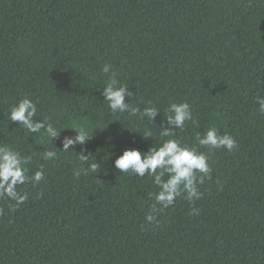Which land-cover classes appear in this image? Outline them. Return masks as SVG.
I'll list each match as a JSON object with an SVG mask.
<instances>
[{"label":"trees","instance_id":"obj_1","mask_svg":"<svg viewBox=\"0 0 264 264\" xmlns=\"http://www.w3.org/2000/svg\"><path fill=\"white\" fill-rule=\"evenodd\" d=\"M106 63L136 94L133 106L160 110L152 138H142L149 129L140 116L110 112L101 94ZM257 94L264 0H0V144L31 157L29 175L44 171L39 184L18 186L29 198L16 211L0 199V264H264ZM24 96L36 102L37 119L91 134L88 163L74 153L81 145L63 152L59 139L9 121ZM182 101L196 123L177 136L209 156L211 174L200 199L182 194L150 224L152 178L119 172L113 161L126 147L146 151L167 139L158 127L168 105ZM212 125L238 148L197 145ZM48 150L56 157L43 159ZM93 162L97 173L74 175Z\"/></svg>","mask_w":264,"mask_h":264},{"label":"clouds","instance_id":"obj_2","mask_svg":"<svg viewBox=\"0 0 264 264\" xmlns=\"http://www.w3.org/2000/svg\"><path fill=\"white\" fill-rule=\"evenodd\" d=\"M102 72L107 74V79L101 94L103 100L107 102L110 112L113 115L128 113L140 116L144 121L145 128L149 129L141 135L142 138H152L153 133L150 129L152 125H155V118L160 110L151 105V102L142 111L133 106L137 99L136 94L129 89L128 85L118 79V73L111 70V65L106 63ZM134 96L135 100L132 99ZM126 98L128 99L126 100ZM255 102L258 105V111L264 114V95L257 94ZM37 115L36 102L28 96H24L11 106L9 121L18 122L19 126L29 133L46 135L50 138L51 144L53 140L59 139L61 145L59 150L63 152H68L70 149L73 151L76 145H81L80 152H73L80 161L88 163V155L84 154L87 149L83 146L91 139V134L83 126L74 124L71 127L58 129L46 117L37 119ZM188 121L196 123L189 102L170 103L165 110L161 126L158 127L160 128L159 136L167 137V139H164L158 146L150 145L146 151L137 147H126L113 161L114 168L119 172L139 177L147 175L152 178L157 191L151 194L155 203L151 206L150 213L145 217L150 224L155 222L158 225L156 214L173 206L176 198L182 194L189 201L200 199L202 193L199 191L198 185H202L205 179L210 177L209 156L200 151L196 145L190 146L182 143L177 136L176 130H182L185 122ZM63 129H71L75 135L61 136ZM196 142L199 146H206L208 151L224 148L232 152L238 148L234 138L228 133L221 134L215 125L209 126L203 134L197 133ZM56 155L55 151L48 150L42 154V158L49 160L55 158ZM30 159L31 157L22 155L11 145L0 144V199L13 202L9 204L11 212L16 211L29 198L27 192L18 190V186L29 182L35 186L44 179L43 166L29 175ZM99 169L100 165L93 162L87 169L81 168L74 175L79 176L81 172L84 174L97 173ZM2 211L0 209V213ZM192 211L194 214L199 212L198 209Z\"/></svg>","mask_w":264,"mask_h":264}]
</instances>
